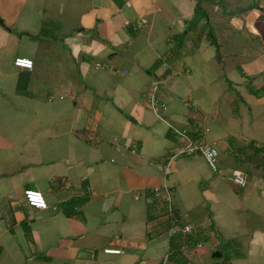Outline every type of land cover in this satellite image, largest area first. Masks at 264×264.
<instances>
[{
  "label": "crops",
  "instance_id": "obj_1",
  "mask_svg": "<svg viewBox=\"0 0 264 264\" xmlns=\"http://www.w3.org/2000/svg\"><path fill=\"white\" fill-rule=\"evenodd\" d=\"M235 1L71 0L75 14L86 3L84 14L54 40L40 34L47 10L38 0H0V264H179L166 218L149 212L160 186L195 228L181 245L187 264L212 239L234 250L227 264H264V151L255 153L264 149V12L235 14ZM60 39L67 55L54 47ZM18 57L33 70L16 68ZM64 72L68 88L51 106ZM156 78L162 118L147 104ZM170 126L214 144L223 176L200 156L176 159L166 176L160 162L178 145ZM230 171L247 180L241 200ZM27 189L49 210L29 207ZM203 201L215 223L196 210ZM245 213L262 226L242 222Z\"/></svg>",
  "mask_w": 264,
  "mask_h": 264
},
{
  "label": "built area",
  "instance_id": "obj_2",
  "mask_svg": "<svg viewBox=\"0 0 264 264\" xmlns=\"http://www.w3.org/2000/svg\"><path fill=\"white\" fill-rule=\"evenodd\" d=\"M171 58V53L162 57V66L167 67L168 61ZM14 66L22 70L32 71L34 68V62L28 58L18 57L14 60ZM160 85V80L156 78L152 84V91L147 97V104L158 118H162V114L167 110V104L157 96ZM61 99H63L62 96ZM170 128L177 137L178 145L177 148L171 152L167 165L163 167V173L166 176L171 173V162H174L179 158H191L196 156L202 157L211 171H218L219 152L214 144L194 140L185 129H177L172 126H170ZM234 181L242 189L247 186V180L241 174H235ZM150 193L154 196V198L159 199L166 209L165 218L168 224L167 235L169 239L175 238L180 234L184 236H191L195 233L194 226L190 224L182 226L181 220L177 217L173 200L174 192L172 188L168 186H160L153 188ZM24 199L27 205L31 208L40 211L49 210V206L44 198V195L39 190H25ZM103 252L107 255H120L122 253L120 250L115 249H104Z\"/></svg>",
  "mask_w": 264,
  "mask_h": 264
},
{
  "label": "rangeland",
  "instance_id": "obj_3",
  "mask_svg": "<svg viewBox=\"0 0 264 264\" xmlns=\"http://www.w3.org/2000/svg\"><path fill=\"white\" fill-rule=\"evenodd\" d=\"M70 1L71 0H38V4H41L42 8H44V10H47L46 16H45V23L47 25L44 24V28L47 30L48 36L53 37L54 40L59 38V35H61V31L63 33L62 34L63 37L67 36L68 34H71L72 33L71 30L73 29V26L75 25L74 23L76 22L77 18H79V16L82 13L84 14L85 9H83L82 5L86 6V3L82 4V2H81L80 4H78L80 6H78L77 13L75 14V9L74 8L72 9L71 7H69ZM235 2L237 4V6H235V8H237L234 11L235 14H237V12H240L243 9H247V8H250L253 11L259 10L260 9L259 7H263L259 11L264 12V0H236ZM60 5H61V7L59 8ZM62 6H65V9H66V12L64 14L61 12ZM78 13H79V16H78ZM257 24H258L257 29L260 32H263L261 39L264 41V24H262L260 22H258ZM61 25L63 26V28H62L63 30L59 29V26H61ZM214 30L216 31L215 26H214ZM61 39L58 43H56V45L54 47L63 48V50L65 51V54L67 55L68 51L64 49L63 40H61ZM214 47H216V46H214ZM64 59H65V61L68 60L67 56H64ZM66 64L68 66L73 65V76H74L75 70H74V64H73L72 60L69 58V60L67 61ZM222 64H223V68L226 71L227 63H226L225 59H223ZM263 66H264V64H263ZM261 68H262V66H261ZM68 76H69V73L64 72L62 74L63 82H61V85L59 87L57 86V88L56 87L51 88V90H50L52 92V102L50 103L51 106H55V105H58L61 103L60 102V96H63L64 95V89L68 88L69 83L66 81V80H69ZM65 98L68 101V97H65ZM235 98H236V94H235ZM169 158H170V155L167 158V160L160 162L161 166H166L167 162L169 161ZM220 159H221V156H220ZM251 163L253 164V162H251ZM246 168L248 170H252L251 165H246ZM208 169H209V167H208ZM224 170H225V168L222 167L220 164V167L217 171V172L220 171V173L216 174L214 176H223L222 172ZM211 172H213V171H211ZM232 175H233L232 171H230L229 174H227L226 179H229V177H232ZM233 178H234V176L232 177V179ZM248 181L250 182L249 179H248ZM233 188H234V192L231 191V194L239 200L243 199L242 197L245 194L242 191H244V189L238 190V188L234 184H233ZM250 189H251V184H248V187L245 189L246 193H247V191H250ZM236 190H237V192H236ZM235 192H236V194H235ZM173 200H174V204L179 203V198L176 196V193L174 195ZM207 203H208V206L206 205V202L203 201L201 203V208L198 207L196 210L200 211L201 213H204V216H206V219L210 215L211 221L209 220V222L215 223V221H213L214 218L212 215V208L209 206V202H207ZM181 211H182L183 216H185L187 214L186 209H183V210L181 209ZM252 218H254V217L249 216L248 214L245 213L244 216L241 215L239 219L242 222L247 223V225H249V226H252V225L262 226L261 220H258V219L252 220ZM181 224H182V226L186 225L182 221H181ZM182 236H184V235H182ZM211 241L212 242H206L207 244L203 245L202 248L199 247V248H201L202 251H200V250L196 251L199 256L195 255V258L190 261V264H225V263L227 264V262H226L227 257L231 258L233 255V252H234V250L231 249L232 247H225V246H223V244L221 242L219 244H217L216 239H212ZM228 246H230V245H228ZM221 251L223 254L222 258L216 259V260L211 258L212 254L214 252H221ZM201 252H204V253H201ZM199 261H200V263H199Z\"/></svg>",
  "mask_w": 264,
  "mask_h": 264
},
{
  "label": "trees",
  "instance_id": "obj_4",
  "mask_svg": "<svg viewBox=\"0 0 264 264\" xmlns=\"http://www.w3.org/2000/svg\"><path fill=\"white\" fill-rule=\"evenodd\" d=\"M40 34L41 35L48 34V32L44 28V26L42 27V31H41ZM25 88H26V84L23 87V81L22 82L20 81L18 83V91L21 92V91L25 90ZM254 93L257 96L260 95L257 91L254 92ZM262 94L264 95V92ZM190 135H191V137L194 140L199 141V137H200L199 131H197L196 133H190ZM263 151H264V149L261 150V148L260 149H255L256 156H257V154H260ZM263 161H264V159H263ZM261 163H262V160H261ZM260 166H262V164H260V165H255L254 164V167L255 168H258ZM148 197H149L148 200H150V203H149V206H150L149 207V212L152 213V212H154V210L155 211H158L160 213V215H161V218L162 217L164 218L166 216V209L163 206V204L161 203V201L159 199L154 198V196L150 192H149V196ZM166 224H167V222L163 223L162 226L164 227L163 228L164 231L167 233V231H168V224L167 225ZM194 240H195L194 235H191V236H182V235H179V236H177L175 238L170 239L169 240V245H170V247H169V252H170L169 253V258H171V256H175V255L176 256H179L180 255L178 257V258H180L179 264H187V262L184 261L183 256H181V255H184L183 254V248H182L181 245H184V244L186 245V243L191 242V241H194Z\"/></svg>",
  "mask_w": 264,
  "mask_h": 264
},
{
  "label": "water",
  "instance_id": "obj_5",
  "mask_svg": "<svg viewBox=\"0 0 264 264\" xmlns=\"http://www.w3.org/2000/svg\"><path fill=\"white\" fill-rule=\"evenodd\" d=\"M222 257V254L220 252H215L213 255H212V258L214 259H218V258H221Z\"/></svg>",
  "mask_w": 264,
  "mask_h": 264
}]
</instances>
